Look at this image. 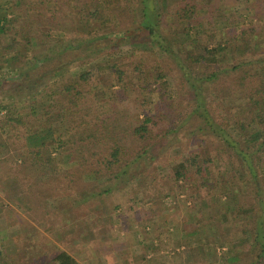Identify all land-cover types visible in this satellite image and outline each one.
<instances>
[{"label": "rangeland", "instance_id": "obj_1", "mask_svg": "<svg viewBox=\"0 0 264 264\" xmlns=\"http://www.w3.org/2000/svg\"><path fill=\"white\" fill-rule=\"evenodd\" d=\"M77 1L0 0V14L12 10L10 15L17 18L18 27L48 31L52 26L50 36L40 33L43 41L59 36L60 43H84L82 49L36 68L31 75L22 76L21 72L31 67L35 62L33 54L44 50V46L29 52V56L23 49L13 71L0 61V102L20 107L22 100L37 92L36 86H29L32 79L36 78L41 87H51L55 81L75 73L81 58L103 47L100 41H94L90 48L86 41L102 34L106 24L82 18ZM171 1L169 9L176 10V3ZM203 1L210 5L216 2L211 9L205 7L198 12L210 43L237 37L238 32L229 35L228 31L247 27L253 33V48L244 57L264 58V0H200ZM131 2L135 5L136 0ZM69 9L75 18L67 20ZM106 14L111 12L107 10ZM135 23L136 18L128 16L112 21V25L124 28ZM251 28L255 31L251 32ZM135 38L141 40L133 51L122 45L97 50L87 57L84 65L91 72L94 100L89 105L103 116L112 113L115 118L126 117L127 123H137L154 115L160 106L162 110L169 109V104L161 103L160 94L161 83L167 82L176 104L173 116H185L193 102L176 65L152 44H146L145 36ZM1 39L7 41L11 36ZM44 51L50 54L48 49ZM5 52L0 46V54ZM54 67L59 68V76L41 82L40 73ZM119 68L124 71L122 78ZM19 111L24 114L28 108L21 107ZM168 124L161 122L157 132L166 131ZM200 125L201 119L190 117L181 131L155 142L150 154L133 163L117 180L87 174L82 183L60 185L55 190L48 183L27 189L20 178L25 175L23 171L27 172L26 167L13 162L0 148V251L10 264H51L59 250H67L80 264H230L227 257L232 255L239 256L238 264L249 263L252 256L248 244L240 242L229 223L219 220L224 212L219 214L218 205L226 197L216 190L215 182L227 184L224 175L234 174L237 201L232 203L257 209L247 168L244 170L241 159ZM56 146L52 142L48 150L58 167H74L76 163L69 155L71 147L55 150ZM195 153H199L200 163L208 170L197 174L189 168L183 178L177 179L174 166ZM260 181L264 183V179ZM231 196L233 200L232 193ZM223 241L226 245L218 246Z\"/></svg>", "mask_w": 264, "mask_h": 264}, {"label": "trees", "instance_id": "obj_2", "mask_svg": "<svg viewBox=\"0 0 264 264\" xmlns=\"http://www.w3.org/2000/svg\"><path fill=\"white\" fill-rule=\"evenodd\" d=\"M80 1L76 2V6L82 18L106 24L102 34L86 41L88 47L95 45L94 41H100L103 47L98 46L96 51L122 45L130 46L133 51L139 47L141 40L135 37L145 36L146 44H152L172 59L189 86L188 94L193 106L185 110V116H173L175 100L168 83L162 82L161 103L169 104L168 110H162L160 106L154 115H147L133 124L127 123L124 116L115 118L112 113L103 116V113L95 112L89 105L94 101L91 96L93 81L86 64L87 57L98 52L90 50L93 54L80 59L82 63L75 73L55 81L51 87H41L37 85L36 78L32 79L29 86H36L37 92L22 100L20 107L0 102L1 153L7 154L13 162L24 164L27 172L23 171L25 175L20 178L27 189L42 183H48L53 190L60 185H77L84 181L87 174H94L98 179L117 180L133 163L150 154L155 142L181 131L190 117L199 118V127L208 129L220 144L241 159L244 170L247 168L257 209H244L232 203L237 201V180L234 174H225L223 179L226 178L227 184L215 181L216 190L226 197L218 205L219 214L224 212L219 220L229 223L240 242L248 244L252 260L247 264H264V183L260 181L264 179V58L244 57L253 48V33L247 27L240 28V31L233 28L228 34L238 32L237 37L210 43L207 38L209 32L198 19V12L205 7L211 9L216 2L210 5L209 1L173 0L177 7L171 11V0H136L135 5L131 0H83L79 5ZM216 7L220 8L218 2ZM69 10L65 17L67 20L75 18L74 11ZM107 10L111 12L109 16ZM10 14H13L12 10L0 14V46L6 50L0 54V61L8 71L16 69L14 64L23 54V49L29 56V52L44 46L50 54L44 50L33 54L35 62L21 72L22 76L31 75L46 63L63 59L73 50L82 49V40L65 44L60 43L61 38L56 36L51 40L59 42H45L39 35L50 36L54 30L52 26L48 31L24 29L17 26V18ZM126 16L135 17L136 23L126 28L112 25V21ZM222 16L228 18L226 14ZM250 30L254 32L255 28ZM8 35L11 39H1H6ZM74 58L75 62L78 61L76 56ZM58 69L54 67L40 73L41 82H48L46 79L53 75L59 76L61 72ZM117 72L122 78L124 71L119 68ZM228 101H233L234 105ZM21 107L28 108V111L20 113ZM164 120L170 124L166 131L159 133L156 127ZM52 142L57 143L55 150L71 147L69 155L76 163L74 167H58L55 156L48 150ZM189 168L197 174L208 170L200 163L199 153H195L174 166L175 177L183 178ZM108 190L110 188L105 191ZM225 245L223 241L218 246ZM227 258L230 264L240 262L238 255ZM50 263L80 264L67 250H59ZM0 264H10L3 251H0Z\"/></svg>", "mask_w": 264, "mask_h": 264}]
</instances>
